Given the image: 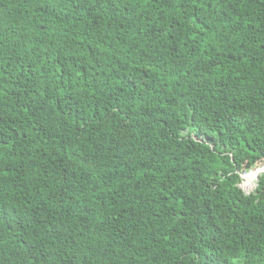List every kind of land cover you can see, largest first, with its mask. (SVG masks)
I'll return each mask as SVG.
<instances>
[{
    "label": "trees",
    "instance_id": "16d2710c",
    "mask_svg": "<svg viewBox=\"0 0 264 264\" xmlns=\"http://www.w3.org/2000/svg\"><path fill=\"white\" fill-rule=\"evenodd\" d=\"M259 168L264 0H0V264H264Z\"/></svg>",
    "mask_w": 264,
    "mask_h": 264
},
{
    "label": "rangeland",
    "instance_id": "374dc122",
    "mask_svg": "<svg viewBox=\"0 0 264 264\" xmlns=\"http://www.w3.org/2000/svg\"><path fill=\"white\" fill-rule=\"evenodd\" d=\"M262 168H259V169H256L252 172H250L249 174L247 175H243L242 176V182L240 184V188L246 193V194H249L250 192L254 191V189L256 188V182H257V179H247L246 177L247 176H250V175H254L257 173V171L261 170ZM260 175V174H259ZM257 174V177L259 176Z\"/></svg>",
    "mask_w": 264,
    "mask_h": 264
},
{
    "label": "bare ground",
    "instance_id": "6f19581e",
    "mask_svg": "<svg viewBox=\"0 0 264 264\" xmlns=\"http://www.w3.org/2000/svg\"><path fill=\"white\" fill-rule=\"evenodd\" d=\"M256 177H257V173L254 174L252 177H246V178H247V179H257Z\"/></svg>",
    "mask_w": 264,
    "mask_h": 264
},
{
    "label": "water",
    "instance_id": "95a60500",
    "mask_svg": "<svg viewBox=\"0 0 264 264\" xmlns=\"http://www.w3.org/2000/svg\"><path fill=\"white\" fill-rule=\"evenodd\" d=\"M261 173H264V169H261V170L257 171L258 175L261 174ZM257 180H258V178H257Z\"/></svg>",
    "mask_w": 264,
    "mask_h": 264
}]
</instances>
